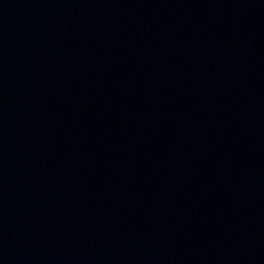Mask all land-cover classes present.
Segmentation results:
<instances>
[{
	"label": "water",
	"instance_id": "95a60500",
	"mask_svg": "<svg viewBox=\"0 0 264 264\" xmlns=\"http://www.w3.org/2000/svg\"><path fill=\"white\" fill-rule=\"evenodd\" d=\"M0 264H264V0H0Z\"/></svg>",
	"mask_w": 264,
	"mask_h": 264
}]
</instances>
